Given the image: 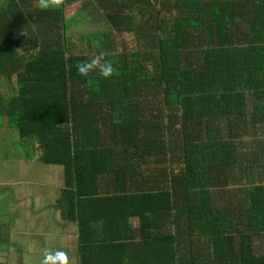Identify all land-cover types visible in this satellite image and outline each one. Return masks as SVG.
I'll return each mask as SVG.
<instances>
[{
	"label": "trees",
	"instance_id": "16d2710c",
	"mask_svg": "<svg viewBox=\"0 0 264 264\" xmlns=\"http://www.w3.org/2000/svg\"><path fill=\"white\" fill-rule=\"evenodd\" d=\"M77 1L0 0V125L63 166L57 207L78 223L80 264H264L252 249L264 230V0L87 1L138 39L103 55L107 79L76 71L100 55L66 35ZM86 37L116 50L110 32ZM225 188L248 218L226 226L219 210L218 224H199Z\"/></svg>",
	"mask_w": 264,
	"mask_h": 264
},
{
	"label": "crops",
	"instance_id": "0c3cea01",
	"mask_svg": "<svg viewBox=\"0 0 264 264\" xmlns=\"http://www.w3.org/2000/svg\"><path fill=\"white\" fill-rule=\"evenodd\" d=\"M33 145L31 148H35L37 143ZM29 153L33 159L27 160L26 156L21 155L19 160H8L9 165L0 167L2 171L0 191L4 195L1 197L0 205V236H2L0 264H40L46 250H62L69 257V264H80L78 223L62 216L57 207L64 186V168L62 165H49L38 161L39 150L36 152L31 150ZM22 163L26 165L24 170H21ZM15 165L19 166L18 173H15ZM210 192L212 212L205 213L203 209L205 203H202L200 208L203 210L201 217H198L199 224L208 223L205 219L208 214H210V227L221 221V214L223 215L221 223L226 226L229 225V221L240 222L247 217L239 211L242 208L240 199L236 201L240 196L239 190L225 188ZM210 227L208 225L199 227L198 236L202 237L204 242L207 241L209 234L205 230H210ZM259 229L261 228L258 227L257 230ZM254 231L251 229L249 232ZM229 233L227 228L225 234ZM252 249L258 260L264 256L263 229L254 235ZM208 259L205 255L202 264ZM227 264H237V261L230 259Z\"/></svg>",
	"mask_w": 264,
	"mask_h": 264
},
{
	"label": "rangeland",
	"instance_id": "374dc122",
	"mask_svg": "<svg viewBox=\"0 0 264 264\" xmlns=\"http://www.w3.org/2000/svg\"><path fill=\"white\" fill-rule=\"evenodd\" d=\"M89 0H79L76 3L69 4L66 7V15L68 17L67 22V30L66 35L69 38V42L72 46V49L77 53H85L90 55L101 54L103 55H112L117 56L120 51H127L131 52L134 49L139 48L138 39L133 33L123 32L119 33L115 29H112L109 24L106 22L105 18L99 11H92L94 8L93 5H88L86 3ZM82 12H89L87 16H82ZM73 16H76V20L71 19ZM151 22V21H150ZM115 38V46L116 50L114 51H107L103 46L99 45L98 40H92L91 44L87 43V37L89 34H105L109 33ZM98 50V52H96ZM6 91V86L0 82V92ZM5 120V118H4ZM3 122V116L0 115V123ZM247 139H251V137L247 136L246 141H244V145L241 144V148L243 151L250 152L252 148H254L255 143L249 141L247 143ZM252 145V147L250 146ZM33 150L31 146H28L27 143L22 145L19 142V135L17 129L14 128L9 132H4V128L0 125V167L3 168V165L8 164L9 161L19 160V157L22 155L26 156V152ZM241 151V152H243ZM21 156V157H22ZM7 158V159H5ZM5 159V160H3ZM9 160V161H8ZM56 167V166H55ZM54 167V168H55ZM60 168L61 166H57ZM56 167V168H57ZM21 170L26 168L25 163L21 164ZM15 173H18L19 166H14ZM2 171L0 170V175ZM1 182V179H0ZM245 184V183H243ZM30 190V189H29ZM56 192V191H55ZM31 193H33L31 191ZM4 195L0 191V205L2 203L1 197Z\"/></svg>",
	"mask_w": 264,
	"mask_h": 264
},
{
	"label": "clouds",
	"instance_id": "9594fccd",
	"mask_svg": "<svg viewBox=\"0 0 264 264\" xmlns=\"http://www.w3.org/2000/svg\"><path fill=\"white\" fill-rule=\"evenodd\" d=\"M63 0H39L41 9L58 8ZM76 71L81 76L87 77L90 72L98 71L102 78H109L115 73L113 64L103 58V53L90 60L78 62L75 65ZM40 264H69V257L62 250L45 251Z\"/></svg>",
	"mask_w": 264,
	"mask_h": 264
}]
</instances>
